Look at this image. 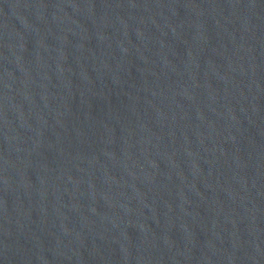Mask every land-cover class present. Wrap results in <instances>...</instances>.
<instances>
[{"label": "water", "instance_id": "1", "mask_svg": "<svg viewBox=\"0 0 264 264\" xmlns=\"http://www.w3.org/2000/svg\"><path fill=\"white\" fill-rule=\"evenodd\" d=\"M0 264H264V0H0Z\"/></svg>", "mask_w": 264, "mask_h": 264}]
</instances>
